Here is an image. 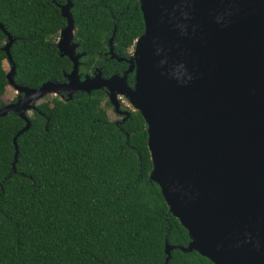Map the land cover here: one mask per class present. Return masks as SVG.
<instances>
[{
  "label": "trees",
  "instance_id": "trees-1",
  "mask_svg": "<svg viewBox=\"0 0 264 264\" xmlns=\"http://www.w3.org/2000/svg\"><path fill=\"white\" fill-rule=\"evenodd\" d=\"M66 0H0V25L12 40V82L37 89L64 83L69 60L55 46ZM78 74L121 76L143 31L137 0H70ZM112 52L122 61L106 57ZM0 108L8 86L1 48ZM133 74L126 84L132 87ZM103 104V105H102ZM100 91L39 103L27 130L8 112L0 117V264H212L188 244L186 230L150 181L145 123L137 111L109 121Z\"/></svg>",
  "mask_w": 264,
  "mask_h": 264
},
{
  "label": "water",
  "instance_id": "water-1",
  "mask_svg": "<svg viewBox=\"0 0 264 264\" xmlns=\"http://www.w3.org/2000/svg\"><path fill=\"white\" fill-rule=\"evenodd\" d=\"M137 2L143 31L121 76L97 71L80 79L84 54L75 52L70 0L58 6L65 25L55 44L71 63L64 83L14 85L12 40L0 25L5 78L21 97L0 108V117L11 112L24 122L12 139L14 161L15 138L29 126L25 111L36 110L32 100L105 89L117 112L116 96H123L145 123L149 179L187 232L188 244L177 249L212 264H264V0ZM112 37L106 54L122 61ZM172 249L164 245V264Z\"/></svg>",
  "mask_w": 264,
  "mask_h": 264
},
{
  "label": "rangeland",
  "instance_id": "rangeland-1",
  "mask_svg": "<svg viewBox=\"0 0 264 264\" xmlns=\"http://www.w3.org/2000/svg\"><path fill=\"white\" fill-rule=\"evenodd\" d=\"M56 42H58V40H56ZM132 50H133V45H132V49L130 50V54L132 53ZM2 66H3L4 70L6 72H8L9 65H8V63L5 60L2 62ZM17 98H21V97L17 96V93L15 92V90L13 89V87L10 86V85H8L6 87V90L4 91V94H3V102H4V104L5 105L11 104L15 100H17ZM51 98H57L58 100H61L60 94L48 93V94H45L41 98H38L36 100H32L29 104H33L34 106H37L39 103L48 101ZM116 100H117V103H118V108H117L118 111L117 112L114 111V106H112V105H110L109 107H106V106L103 107L104 110H105L106 116H107V118H108L109 121H114V120H117V119L120 120L123 116H125V115H123L121 113H127L129 111H135L134 110V106L130 105V103L128 102V100L125 97H123V96H116ZM30 113H31L30 110L29 111L28 110L25 111V114L27 116H29Z\"/></svg>",
  "mask_w": 264,
  "mask_h": 264
},
{
  "label": "flooded vegetation",
  "instance_id": "flooded-vegetation-1",
  "mask_svg": "<svg viewBox=\"0 0 264 264\" xmlns=\"http://www.w3.org/2000/svg\"><path fill=\"white\" fill-rule=\"evenodd\" d=\"M59 32V31H58ZM58 38H59V36H58V34H57V37H56V39H55V44H56V40H58ZM76 52V51H75ZM76 53H79V52H76ZM59 54V53H58ZM104 55L107 57L108 55L106 54V52L104 53ZM109 57V56H108ZM128 59V58H127ZM78 63H79V60H78ZM71 64V63H70ZM125 64H126V67H128V65H127V63L125 62ZM79 66V65H78ZM127 69V68H126ZM97 71H99L98 69H94V71L90 74V75H88V76H91L93 73H96ZM128 74H133V72H130V73H128ZM85 75H83V76H81L80 77V79H82L83 77H84ZM127 76V75H126ZM101 92L105 95V97H106V99H107V92H106V90L105 89H102L101 90ZM107 101H108V99H107ZM123 119V117L119 120V119H117V120H114V122H117V121H121Z\"/></svg>",
  "mask_w": 264,
  "mask_h": 264
}]
</instances>
